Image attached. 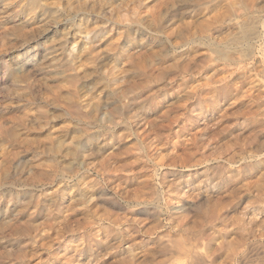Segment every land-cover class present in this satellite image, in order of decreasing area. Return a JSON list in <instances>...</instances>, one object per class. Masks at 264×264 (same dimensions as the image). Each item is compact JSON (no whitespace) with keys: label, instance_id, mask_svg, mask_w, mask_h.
Here are the masks:
<instances>
[{"label":"rangeland","instance_id":"1","mask_svg":"<svg viewBox=\"0 0 264 264\" xmlns=\"http://www.w3.org/2000/svg\"><path fill=\"white\" fill-rule=\"evenodd\" d=\"M0 10V264H264V0Z\"/></svg>","mask_w":264,"mask_h":264},{"label":"bare ground","instance_id":"2","mask_svg":"<svg viewBox=\"0 0 264 264\" xmlns=\"http://www.w3.org/2000/svg\"><path fill=\"white\" fill-rule=\"evenodd\" d=\"M33 1V3H35V4H37V0H32ZM127 2V1H126ZM147 3V2H146ZM31 4V3H30ZM32 5V4H31ZM143 5V4H142ZM20 8V7H19ZM143 8V7H142ZM204 8V7H203ZM16 9V8H15ZM246 9V8H245ZM249 10V9H248ZM1 11V10H0ZM17 11V10H16ZM66 11V10H65ZM246 11V10H245ZM80 12V11H79ZM247 13V12H246ZM75 15V14H74ZM3 16V15H2ZM17 16V15H16ZM32 16V15H31ZM37 16V15H36ZM249 16V15H248ZM188 17V16H187ZM235 18V17H234ZM240 18V17H239ZM233 20V19H232ZM235 20V19H234ZM233 20V21H234ZM238 20H240V19H238ZM253 20V19H252ZM8 21V20H7ZM6 22V21H5ZM252 22V21H251ZM31 23V22H30ZM257 23V22H256ZM50 24V23H49ZM131 24V23H130ZM240 24V27H241V29H242V36H240L239 38H237V39H235L234 41H232L231 43H227L225 46H224V48H222L223 50L222 51H218L219 52V55L222 57V59H224V60H233L234 61V55H233V51H235L236 50V43L238 42V43H240V45L241 44H243V43H246V42H248V44H249V40L251 39V38H254V37H256L255 36V32H254V28H253V25H254V23H253V25H252V23L251 24H248V23H246V22H244V23H239ZM127 25V24H126ZM257 26V25H256ZM10 29V28H9ZM241 33V32H240ZM161 34V33H160ZM260 35H261V33H259ZM239 36V35H238ZM160 37H161V35H160ZM201 37V36H200ZM224 37V36H223ZM259 37V36H258ZM199 39V38H198ZM234 39V38H233ZM76 40V39H75ZM226 40V39H225ZM252 40V39H251ZM211 41H212V39H211ZM253 41V40H252ZM216 42V41H215ZM230 42V41H229ZM208 43H210L209 41H208ZM37 44V43H36ZM214 44V43H213ZM251 44H253V42L251 43ZM204 45V44H203ZM207 45V44H206ZM210 45V44H209ZM208 45V48L209 47H211V46H209ZM222 45H224V44H222ZM239 45V44H238ZM244 45V44H243ZM246 45V44H245ZM244 45V46H245ZM250 45V44H249ZM212 46H214V45H212ZM217 46V45H216ZM242 46V45H241ZM253 46V45H252ZM189 47V46H188ZM239 48H240V46H238ZM237 47V48H238ZM201 48V47H200ZM238 48V49H239ZM242 48L243 49H248V47H243L242 46ZM253 48V47H252ZM247 49H246V51H247ZM250 50V49H249ZM241 51H242V49H241ZM236 52H238V51H236ZM239 52H240V50H239ZM253 52V51H252ZM235 53V52H234ZM241 53V52H240ZM246 53V52H245ZM249 53V52H248ZM251 53V52H250ZM243 55V54H242ZM246 55V54H245ZM241 56V55H240ZM244 56V55H243ZM245 57V56H244ZM247 57V56H246ZM172 58V57H171ZM219 58V57H218ZM35 59V58H34ZM34 59H33V61H34ZM38 60V59H37ZM238 60V59H237ZM241 60V59H240ZM27 61V60H26ZM243 61V60H242ZM237 62V61H236ZM241 62V61H240ZM39 63V62H38ZM228 63V62H227ZM35 64V63H34ZM4 70V69H3ZM29 79V78H28ZM109 79V78H108ZM228 85V84H227ZM111 89V88H110ZM241 92V91H240ZM80 97V96H79ZM85 112V111H84ZM42 122V121H41ZM81 122V121H80ZM81 125V124H80ZM92 127V126H91ZM94 132V131H93ZM259 155V154H258ZM188 239V238H187ZM232 241V240H231ZM172 242V241H171ZM163 252V251H162ZM216 255V254H215ZM215 257V256H214ZM236 257V256H235ZM198 258H200V257H198ZM216 259V258H215ZM227 261V260H226Z\"/></svg>","mask_w":264,"mask_h":264}]
</instances>
